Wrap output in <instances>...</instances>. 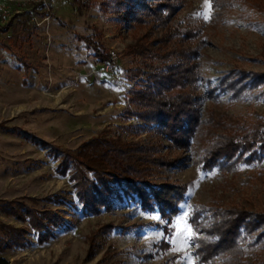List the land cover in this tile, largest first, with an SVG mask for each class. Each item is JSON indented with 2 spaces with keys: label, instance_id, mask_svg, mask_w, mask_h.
Wrapping results in <instances>:
<instances>
[{
  "label": "rangeland",
  "instance_id": "obj_1",
  "mask_svg": "<svg viewBox=\"0 0 264 264\" xmlns=\"http://www.w3.org/2000/svg\"><path fill=\"white\" fill-rule=\"evenodd\" d=\"M77 1L78 9L74 0H0L9 17L0 20V27H9L0 32V258L9 264H206L196 239L209 229L212 211L264 213V156L228 170L199 163L208 133L222 134L228 123L264 121V85L237 97L218 86L235 72L264 73V0H146L170 7L157 12L158 21L140 12L128 20L120 4L126 0ZM186 31L197 35L178 43ZM82 38L113 51L114 65L97 63ZM139 44L195 53L201 125L185 150L153 132L136 136L127 129L145 125L128 95L145 83V77L132 80V71H145L138 63L144 58L129 54ZM97 137L158 141L156 156L174 166L169 180L155 175L150 181L185 187L173 219L122 193L109 196L110 209L84 213L69 172L58 173L61 153L54 149L74 152ZM44 211L64 223L40 241L32 215ZM242 248L248 260L256 252L264 257L257 247Z\"/></svg>",
  "mask_w": 264,
  "mask_h": 264
},
{
  "label": "trees",
  "instance_id": "obj_2",
  "mask_svg": "<svg viewBox=\"0 0 264 264\" xmlns=\"http://www.w3.org/2000/svg\"><path fill=\"white\" fill-rule=\"evenodd\" d=\"M74 2L78 4L77 0ZM120 4L126 7L125 16L130 21L139 18L137 12L158 21L160 15L157 12L170 9L169 6L163 7V3L151 7L146 0H126ZM8 28V25L0 27V32H6ZM195 35L192 31H186L182 36L179 34L178 43L191 41ZM81 40L92 49L97 63L114 65V60L101 45L87 38ZM162 48L163 44L154 51L147 50L142 44L129 48V54L144 58L138 63L145 71L138 68L131 73L135 74L132 80L145 77V83L131 89L128 95L138 110L133 114L145 125L127 129L134 130L132 132L136 136L140 132H153L169 140L175 149L185 150L194 143L201 125L200 100L193 88L199 80L196 67L192 64L195 53L177 48V45L171 51L161 52ZM172 57L176 58L173 65L155 67V60L164 62ZM263 85L264 73L235 72L218 86L237 97L244 91H252ZM260 92L264 95V89ZM221 127L224 130L222 134L213 132L206 136L203 158L199 161L203 168L211 169L218 165L222 170H228L237 163L250 164L263 158L264 121L252 125L228 123ZM157 146L158 141L143 145L140 142H126L120 137H97L84 142L74 152L56 148L54 152L61 153L58 173L65 176L69 172L84 213L96 214L101 209H110L112 203L109 196L113 194L119 197L122 193L128 198L136 197L142 209L153 212L156 208L161 217L169 221L179 212L185 187L169 181H161L160 184L150 181L155 175L169 180V170L174 166L173 161L156 156ZM210 217L212 222L209 229L201 230L204 237L196 239L200 262L212 264L218 257L219 264H264V257H260L258 252L252 260L246 259L242 248L246 244L264 253V213L252 215L231 208L212 211ZM63 223V218L50 211L32 215V227L40 241L51 236L53 227ZM252 235H255L253 242H248ZM0 264L9 262L0 258Z\"/></svg>",
  "mask_w": 264,
  "mask_h": 264
},
{
  "label": "built area",
  "instance_id": "obj_3",
  "mask_svg": "<svg viewBox=\"0 0 264 264\" xmlns=\"http://www.w3.org/2000/svg\"><path fill=\"white\" fill-rule=\"evenodd\" d=\"M0 20H1V22L4 23V24L7 23L8 20H9V17H8V15H7V10H6V8H5L4 6H2V5H0ZM110 56H111V59H112V60H115V58H116V54H115L113 51L110 52ZM105 67L108 68L109 65H106Z\"/></svg>",
  "mask_w": 264,
  "mask_h": 264
}]
</instances>
